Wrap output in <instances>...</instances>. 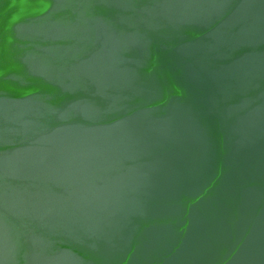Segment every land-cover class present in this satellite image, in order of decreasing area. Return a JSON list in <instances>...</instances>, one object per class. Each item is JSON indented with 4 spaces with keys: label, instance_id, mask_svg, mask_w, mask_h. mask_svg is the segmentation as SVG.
Listing matches in <instances>:
<instances>
[{
    "label": "water",
    "instance_id": "95a60500",
    "mask_svg": "<svg viewBox=\"0 0 264 264\" xmlns=\"http://www.w3.org/2000/svg\"><path fill=\"white\" fill-rule=\"evenodd\" d=\"M0 264H264V0H0Z\"/></svg>",
    "mask_w": 264,
    "mask_h": 264
}]
</instances>
